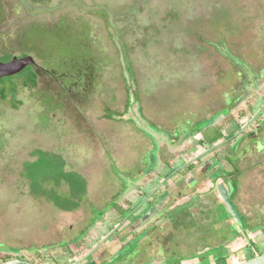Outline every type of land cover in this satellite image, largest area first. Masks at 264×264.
<instances>
[{
    "label": "rangeland",
    "instance_id": "obj_1",
    "mask_svg": "<svg viewBox=\"0 0 264 264\" xmlns=\"http://www.w3.org/2000/svg\"><path fill=\"white\" fill-rule=\"evenodd\" d=\"M0 1V53L19 55L28 28L53 32L62 21L84 27L90 52L78 54L89 59L76 69L66 63L51 70L35 56L37 87L18 89L21 105H11L9 95L0 100V248L12 259L11 250L24 256L48 246L56 264H68L73 258L63 244L84 237L87 248L94 245L117 210L143 204L160 178L202 153L200 132L219 123L227 102L245 100L238 89L249 93L264 77V0ZM55 47L33 51L59 60L69 54L64 41ZM76 71L71 81L66 74ZM37 149L59 154L66 171L85 179L86 194L73 211L31 194L22 172ZM52 155L49 161L59 159ZM246 177L235 203L250 217L264 212V200L254 201L251 172ZM204 209L174 227L161 211L168 246L161 264H239L264 252V233L233 234L222 203L208 201ZM91 217L102 219L89 227Z\"/></svg>",
    "mask_w": 264,
    "mask_h": 264
},
{
    "label": "flooded vegetation",
    "instance_id": "obj_2",
    "mask_svg": "<svg viewBox=\"0 0 264 264\" xmlns=\"http://www.w3.org/2000/svg\"><path fill=\"white\" fill-rule=\"evenodd\" d=\"M4 11L3 4L0 1V25L3 23L5 17ZM46 32L48 34L50 33L40 26H32L20 37L21 52L19 55L10 56L7 52L0 53V63H8L13 58L21 59L28 56L32 57L34 60L32 65L27 66L18 74L0 78V100H6L9 95L10 101L12 102L13 98L11 96V91L15 89V102H12L11 105H21V101L16 100L18 89L20 87L35 89L37 87V76L34 71V67L37 66L35 63V56L44 62L45 65H47V63L44 61L46 59L39 58V56H43L42 52L39 50L34 52L33 47L34 45H41L47 49L42 44ZM32 36H37V38L33 40ZM41 68L40 69L45 72V68ZM51 70H55V68L52 66ZM28 74H34L36 76L35 87L23 85ZM76 76L70 80L73 81ZM263 79L264 77L262 76L261 79L258 77L256 80H253L254 82L249 86V93L244 94L242 93L243 90L240 89L236 91V93H239V98L245 97V100L239 99L238 104H233V101L229 100L231 102L225 104L223 108L225 114L219 116L220 119L217 124L220 132V139L217 142L210 145L202 143L207 145V147L202 153L186 161L185 163L189 162L188 165L184 166L182 169L179 167L174 168L171 171L175 172H173L171 176L170 173H168L163 178H160L158 180V182L161 181L159 184L160 187L157 188L156 184L151 188H154V190H150V193L143 196V198L146 196V202L144 201V203L137 208L132 207L131 209H127V211L120 212L117 210L116 216L113 217L114 219L111 218L109 221L110 225L106 233L101 236L94 245L87 248V242H83L86 240L84 237L76 239L67 247L63 244L61 248L66 250L70 258H73L68 264H74L77 261L79 262L78 264H161L163 259L157 258L165 255L164 251L168 248L166 244H162L161 242L163 241L161 235V211L166 215V221L171 223L172 227H174L177 221H181L188 213H203L204 210L208 208L206 207L204 209V205H207L208 201H217L225 206L219 197L217 191L218 185L224 187L239 220L238 223H236L231 218L229 221V230L236 235H249L256 232L260 234L264 233V212H258L255 216L248 217L242 214L235 203V197L238 195L242 179H245L248 172H251L249 185L252 187V191H258L260 188L259 185H262L264 188ZM259 81H262V83L257 85ZM3 92L7 94L6 98H2ZM243 105L244 108H242ZM243 114L246 116H243ZM216 143L217 146L209 150V148ZM43 152L46 153V161L51 159L50 157L53 156L52 154H56V157L59 156V159L53 161L54 164L57 163L55 168L61 167L64 172L77 173L75 171L65 170V161L59 154H50L47 151ZM31 156L35 159L29 161L30 163L38 159L37 156H33V153ZM181 170H183L182 174L179 172ZM60 187L67 188V186ZM60 187L50 185V188L54 190ZM256 191L254 192L256 194V196H254V201H256L257 198L264 200V196H261ZM255 203L256 202H253L252 204ZM262 203L264 202L262 201ZM53 206L56 207L54 204ZM145 206H147V208L141 211ZM59 210L70 212L62 209ZM98 219L102 218L94 219L91 217L87 225L90 227V225ZM114 220L117 221L114 222ZM176 225H178V223ZM89 230L90 228L87 230V233ZM81 232L82 231L79 233L80 235L83 234ZM164 238H166V236ZM167 244L171 245L170 242ZM48 248V246H44L41 254L39 252L34 253L28 251L24 256L22 254L19 255V252L17 253L15 250H11L12 253L15 252V259L10 257L11 259H6L5 261L1 258L3 250L0 248V264L11 262H16V264H56L58 260L55 258L56 252L55 250L50 251ZM82 249H84V252L81 253L79 257H75L79 255V251H83ZM93 249H95L94 252L84 258ZM253 256L255 255H252V257ZM220 258H225V256Z\"/></svg>",
    "mask_w": 264,
    "mask_h": 264
},
{
    "label": "trees",
    "instance_id": "obj_3",
    "mask_svg": "<svg viewBox=\"0 0 264 264\" xmlns=\"http://www.w3.org/2000/svg\"><path fill=\"white\" fill-rule=\"evenodd\" d=\"M48 35L43 38V45L50 50L51 53H56L59 49L55 46L62 47V41L65 42V47L69 54H67L64 58L60 60L55 57L49 56L43 57L39 56V58L46 59L47 64H52L55 70L59 67L58 65L66 63L69 64V69L71 68H78L75 67V64L79 67H82L86 64L85 62L88 61L89 57H83L80 59L78 54L83 53L90 54L88 47L86 46V38L87 33L83 26L80 25H66L64 21H62L59 26L53 31L50 32ZM63 36V38H62ZM48 39L53 41L48 43ZM72 41V43H67L68 41ZM47 41V42H46ZM48 44V46H47ZM68 44V45H67ZM67 45V46H66ZM80 55V56H81ZM83 56V55H82ZM80 61V62H79ZM73 66V67H72ZM71 67V68H70ZM66 72H68V70ZM75 69L71 70L73 72ZM130 76V69L127 70ZM69 73V72H68ZM77 71L75 73L66 74L68 77L73 78L77 75ZM23 85H30L31 87L36 86V76L34 74L27 75L25 82ZM15 90V89H14ZM11 91L12 102L14 101L15 91ZM4 93V92H3ZM2 93V98H6L7 94ZM202 141L201 143L205 144H213L220 139V132L218 125L209 127L204 129L202 132ZM33 156H37L38 159L33 162H26L23 166L22 177L25 178L29 182L30 192L33 196L37 197H44L47 200L51 201L57 208L71 211L78 207V203L86 194V181L85 179L77 173L73 172H64L63 168L58 167L55 168L57 165L54 164L53 161H46V153L41 150H35L33 152ZM48 185H53L56 187L60 186H67V192L61 195H58L53 188L47 189ZM76 200V201H74ZM127 211V209L119 210ZM2 260L9 259V255H1ZM223 263V262H222Z\"/></svg>",
    "mask_w": 264,
    "mask_h": 264
},
{
    "label": "water",
    "instance_id": "obj_4",
    "mask_svg": "<svg viewBox=\"0 0 264 264\" xmlns=\"http://www.w3.org/2000/svg\"><path fill=\"white\" fill-rule=\"evenodd\" d=\"M34 63V60L32 57H24L21 59L13 58L10 62L8 63H0V78L3 77H9L13 76L15 74H18L22 70H24L27 66L32 65ZM217 146V143L212 145L209 150L215 148ZM189 162L185 163L183 166L180 167L182 169L184 166L188 165ZM217 191L219 194L220 199L223 201L225 204L229 214L231 215L232 219L238 223V217L237 214L233 208V205L231 204L229 200V196L227 195V192L225 191L224 187L222 185L217 186ZM147 200V199H146ZM146 202V201H145ZM144 203V202H143ZM95 249H93L91 252H89L84 258L89 256L94 252ZM79 262H75L74 264H78ZM6 264H16V262H11V263H6ZM239 264H264V252L255 255Z\"/></svg>",
    "mask_w": 264,
    "mask_h": 264
}]
</instances>
